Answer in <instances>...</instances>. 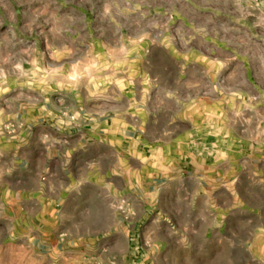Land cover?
Instances as JSON below:
<instances>
[{
  "label": "rangeland",
  "instance_id": "obj_1",
  "mask_svg": "<svg viewBox=\"0 0 264 264\" xmlns=\"http://www.w3.org/2000/svg\"><path fill=\"white\" fill-rule=\"evenodd\" d=\"M128 86L148 92L130 111L136 130L182 148L152 151L180 174L146 208L119 205L116 248L152 249L157 264H264V0H0V264H96L94 245L46 239L18 202V153L30 156L38 117L76 132L84 104L116 88L124 110Z\"/></svg>",
  "mask_w": 264,
  "mask_h": 264
},
{
  "label": "crops",
  "instance_id": "obj_2",
  "mask_svg": "<svg viewBox=\"0 0 264 264\" xmlns=\"http://www.w3.org/2000/svg\"><path fill=\"white\" fill-rule=\"evenodd\" d=\"M243 79L245 82L246 78ZM113 89L117 90L115 96L103 102L98 99L100 103L96 102L94 106L84 104L83 128L76 132H71L68 127L56 129L51 122L56 124L59 120L54 116L47 119V124L37 118V125L29 136L30 156L18 153L22 165L17 173L20 178L16 180L18 202L21 206L24 202L31 203L32 221L44 227L40 231L46 239L57 238L58 242L74 243V246L94 245L92 255L97 257L96 264H157L152 249L137 246L136 252H130L127 247L116 248L121 237L117 210L120 204L128 209L146 208L148 199L159 201L162 186L159 179L180 173L176 168L175 172L169 170L174 168L172 165L167 167V163L156 162L152 151L163 156L170 151L171 143L178 144L180 150L181 142L179 139L170 143L154 140L145 128L136 130L130 111L139 106L146 108L149 101L145 98L148 92L142 86L124 88L120 94L126 106L124 110L120 109L117 98L120 92L116 88H111L110 92L113 93ZM255 89V92H261L257 87ZM229 94L238 97L237 113L233 110L228 115L233 118L238 115L235 119L238 130L232 132L231 141L240 148L241 144H246L241 132L247 118L246 104L242 100L246 91L238 86ZM181 103L178 97V112ZM148 125L146 122L143 126ZM182 182L179 180L178 186L182 187ZM139 200L143 201L142 205L136 203ZM102 223L110 225L105 232L81 228L83 224L96 226ZM67 225L71 228L65 227ZM128 237V233L123 234L126 243ZM53 251L54 254L67 253L58 249ZM137 251L139 257L135 256Z\"/></svg>",
  "mask_w": 264,
  "mask_h": 264
}]
</instances>
